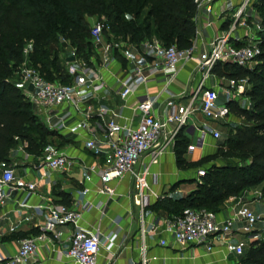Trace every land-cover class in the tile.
<instances>
[{
    "label": "built area",
    "instance_id": "built-area-1",
    "mask_svg": "<svg viewBox=\"0 0 264 264\" xmlns=\"http://www.w3.org/2000/svg\"><path fill=\"white\" fill-rule=\"evenodd\" d=\"M193 1L197 9L196 29L189 48L179 49L175 44L164 45L153 38L139 44L143 50V64L136 63L131 55L126 56L132 64L127 65L121 78L116 79L115 92L123 100L124 105L138 116L135 126L115 121L114 117L119 116L120 113L106 104L90 102L97 97L98 91L104 89V81L95 61L88 64L74 61L69 68L71 82L62 84L45 79L37 68L30 65L28 56L32 50V41L24 45L22 51L24 59L19 67V78L21 83L28 82L32 87L23 88L22 92L34 106L37 116L46 127L57 132L67 128L66 121L71 116L77 118L80 116V121L88 126L91 133V137L84 141V148L89 150L93 157L102 158V162L86 163L69 156L61 147L47 144L38 156L35 166L41 171V180L45 184L52 185L53 172L71 173L77 169L81 174L79 183L82 187L77 191L76 196L71 197L68 205L49 202L31 206L40 217L37 225L39 233L21 239L13 255L0 256V264H25L36 253L38 241L49 243L60 241L63 236L60 228L64 225L71 227L64 255L74 264H97L101 247L110 250L116 243L121 217L117 215L112 218L109 223L110 230L102 234L99 225L94 229L83 226L82 216L84 212L98 208L102 220L105 217L104 207L107 201L116 194L112 183L126 175L131 179L132 191L129 199L136 210L139 253L137 264H148L150 260L146 244V240L150 237L158 236L155 239L161 246H167L171 240L173 243L185 246L203 244L208 251H211L219 242L226 241L236 233L246 235L253 240L263 236L264 231L255 229V225L259 222L264 223V215L256 216L244 203H237L233 213L221 220L217 218V212L205 208H185L177 215L161 217L151 223L147 221L146 211L152 204L153 196L148 180L151 166L158 162L170 145L174 144L179 131L187 125L192 114L200 111L206 119L218 120L225 117L226 104L229 101H236L240 107L246 109L250 105L247 104L249 99L245 96L250 88L247 78H226L227 84L221 89L226 104L221 106L217 103L219 90L215 87H207L205 80L213 75L212 69L218 63L250 69L256 63L255 58L259 54L258 42L254 43L251 37L243 41V36L238 35L239 28L245 24L238 21V18H242V14H246L256 0H239L234 6V20L225 30L216 34L209 44L199 39L198 18L202 10L212 12L215 0ZM204 25L207 26L208 23L204 22ZM104 29H106L104 23H95L90 29V37L93 48L99 55L100 66L107 68L114 60L111 52L122 53V48L117 43L107 41ZM193 59L197 60L196 67L201 71L202 79L196 92L191 95L189 106H177L171 101H166L162 112H158L155 105L159 100V92L136 95L137 90L142 85H146L151 76L156 75H161L163 78L162 91L176 79L180 65ZM62 106H67L68 109L58 113ZM52 113L58 114L55 121L51 120ZM91 118L95 120L93 125L88 122ZM203 127L199 128L201 136L205 134ZM96 131H100L105 137L106 151L96 143ZM211 134L215 140L220 138V133L216 129H213ZM194 146L196 145L189 144L187 149L192 150ZM26 147L27 142L24 141L17 149L26 152ZM146 156L147 161H142ZM17 174L16 167L12 165L0 170V205L13 192L20 189L16 183ZM204 175L205 169L198 168L196 178L199 180ZM93 185L95 192L104 197V200L99 201L98 204L85 200ZM35 187L36 182H25L21 185V189L26 191V196L20 202V206H28L25 201ZM244 245L243 242H238L229 245V248L237 255H242Z\"/></svg>",
    "mask_w": 264,
    "mask_h": 264
},
{
    "label": "trees",
    "instance_id": "trees-1",
    "mask_svg": "<svg viewBox=\"0 0 264 264\" xmlns=\"http://www.w3.org/2000/svg\"><path fill=\"white\" fill-rule=\"evenodd\" d=\"M257 3H261L257 10L263 30L254 67L218 63L212 69L221 77L247 78L250 88L245 96L250 101L249 108L235 101L226 104L229 112L246 122L229 129L228 137L220 144L225 163L205 170L195 190L176 199L160 197L150 206L159 216L177 215L185 208L218 212L213 205L264 184V0ZM93 14L105 15L108 38L136 45L155 38L164 45L186 49L194 38L197 9L193 0H0V169L11 165V151L24 141L26 151L37 157L47 144H53L48 137L58 138L59 143L54 144L58 147L64 144L56 131L39 121L32 103L17 84L24 45L32 41L30 65L45 79L70 83L72 76L66 66L69 56L59 55V38L69 41L76 54L88 61L93 45L85 16ZM188 144L187 137L179 132L174 146L178 168L189 165L183 159ZM233 158L241 164L231 161ZM200 163L203 161L196 162ZM59 196L58 202L69 204L67 194ZM31 232L39 233L34 229ZM25 235L21 232L19 237ZM242 264H264V240L251 242Z\"/></svg>",
    "mask_w": 264,
    "mask_h": 264
},
{
    "label": "crops",
    "instance_id": "crops-1",
    "mask_svg": "<svg viewBox=\"0 0 264 264\" xmlns=\"http://www.w3.org/2000/svg\"><path fill=\"white\" fill-rule=\"evenodd\" d=\"M239 0H215L213 3L212 12L202 10L198 18L200 24L199 39L201 42L210 43L214 36L225 30L231 23L228 14H232L234 6ZM208 23L207 26L204 25ZM200 49H202L200 47ZM142 48L139 45L128 43L122 48V53L115 51L111 52L114 60L111 61L107 68L101 67L97 62L96 67L99 69L104 81V89L97 92V97L92 99V103H104L120 113L119 116L114 117V120L120 124H130L135 126L138 116L133 111L124 105L123 100L115 92L117 87V78H121L123 71L127 65H131L126 56L131 55L135 58V62L143 64ZM197 60L186 62L180 65L176 79L171 82L162 91L163 78L161 75L151 76L146 85H142L136 92V95L155 94L159 92V100L155 105L158 112H162L166 101H171L177 106H189L191 95L196 92L199 83L202 79V73L196 67ZM177 82L181 83L180 86ZM21 90L24 87L31 89V85L17 82ZM207 87H215L219 90L218 105L226 104L225 96L221 89L226 86V77H221L213 73L205 80ZM23 85L24 87H22ZM199 97V96H198ZM224 100V102H223ZM67 106L59 108L58 113L66 111ZM54 113V112H53ZM52 113L51 120L55 121L58 114ZM82 116V115H81ZM235 116L228 111L225 117L218 120L206 119L200 111H195L179 132H182L188 143L194 146L192 150L186 149L183 154V159L189 163L185 168H178L176 165V156L174 153V144L170 145L166 153L160 156L158 162L151 166V175L148 180L153 192L152 204L160 197H181L191 191L186 189L188 185L186 182H195L192 179L196 178V172L190 168V164L196 163L202 156L212 151L214 145L221 139V131L223 128L230 126V120ZM237 117V116H235ZM79 118V119H78ZM71 116L67 121V128L62 132H57L64 144L61 148L72 157H76L86 163L102 162V158L93 157L89 150L84 148V141L91 137L90 130L84 122H81V117ZM94 119H89V124H94ZM205 125L206 127H203ZM205 129V134L201 136L199 128ZM216 129L220 133V138L215 140L212 137L211 131ZM96 143L106 151L104 143L105 137L100 131H96ZM177 139V138H176ZM203 139V140H202ZM202 140V143L200 142ZM188 144V145H189ZM38 158L32 153L22 152L18 149L12 150L10 153L11 165L17 169L16 183H18L17 191L5 199L4 203L0 205V256L9 257L13 255L18 246L19 241L23 238L19 237L21 232L26 233L25 238L33 235V229L37 231V225L40 217L31 207L36 204H45L49 202L61 201L60 193L67 194L69 200L76 196L77 191L81 189L79 180L81 174L79 170L74 169L71 173L53 172L51 178L52 185L45 184L41 180V171L37 169L33 163L34 159ZM147 156L142 158V161H147ZM36 161V160H35ZM1 170V169H0ZM25 182H36V187L33 193L26 199L25 203L28 206H20V202L25 198L26 191L21 189V185ZM115 186V195L107 201L105 208V217L100 220L98 208L84 212L82 216V225L88 229H94L99 225L101 233L105 234L110 230L109 223L112 218L119 215L121 217L119 226L120 232L116 243L109 250L104 246L101 247L97 258V264H137L139 260L138 241H137V224L135 221L136 210L130 202V193L132 191V183L129 175L124 176L119 181L112 183ZM85 200L93 204H98L99 201L104 200L103 196L95 192L94 185L91 186L90 192L85 196ZM251 201H244L246 206ZM151 204V205H152ZM150 205V206H151ZM236 204L227 206L217 212L218 219H225L231 215L236 207ZM147 208L146 217L148 222L157 221L159 216L151 207ZM248 207V206H247ZM249 208V207H248ZM250 209V208H249ZM63 236L60 241L49 243L47 241H38V248L36 253L29 258L25 264H74L72 260L64 255V250L67 245V236L71 231L69 225H64L60 228ZM237 235V234H234ZM230 237L224 242H219L211 251H208L203 244L199 245H181L173 243L170 240L167 246L158 245L156 237H150L146 240L148 246V256L150 258L148 264H242V255H237L231 251L229 245L236 244L238 241L234 240L235 236ZM243 235V234H240ZM264 235V233H263ZM245 237H247L245 235ZM249 243L253 238H248ZM244 245V252H245Z\"/></svg>",
    "mask_w": 264,
    "mask_h": 264
},
{
    "label": "rangeland",
    "instance_id": "rangeland-1",
    "mask_svg": "<svg viewBox=\"0 0 264 264\" xmlns=\"http://www.w3.org/2000/svg\"><path fill=\"white\" fill-rule=\"evenodd\" d=\"M259 0H256L251 8H249L246 12V14H242V18L239 17L238 18V21H241V22H245V24L243 26H241L239 29V36H243V41H245V39H247V37H251L252 38V41L255 43V42H259L261 36H262V30H263V27H262V24H261V16L257 10L258 6L261 4V3H257ZM233 13L234 11H232V14H228V17L230 18L231 21L234 20V17H233ZM85 20L87 21L88 23V26L91 28L95 23L97 22H102L105 24L106 26V29H104V35L105 37L107 38V41L108 42H111V43H117L119 45L120 48H123L124 45H127L129 42L127 40H123V39H117V40H114L112 39L111 37L108 38L106 36L107 33H109V27L107 26V20H106V17L104 14H93V15H86L85 16ZM251 35V36H249ZM148 40H151V39H148ZM59 49H60V56L63 57L64 55H67V56H73L75 58L74 61L78 62V63H81V62H84V63H89L91 61H95L96 64L97 62H99V55L98 53L96 52V50L93 48V51L91 53V55L88 57V61L87 59H83L81 57H79L76 52H75V48H73L72 46H70L69 44V41H67L66 39L64 38H59ZM73 61V62H74ZM73 62H68V64H66L67 66V69H68V72H69V68L70 66L73 64ZM255 63L253 64V67H254ZM20 77V76H19ZM17 82H20V78L18 79ZM180 86H183L181 83L177 82ZM22 87H24L23 85H21ZM248 87V86H246ZM25 89H27L28 87H24ZM243 98V96H242ZM224 102V100H223ZM236 102V101H235ZM250 102V101H249ZM249 102H247V104H250ZM217 103H218V100H217ZM237 103V102H236ZM244 104V103H243ZM250 106V105H249ZM32 110L33 112H36L34 106L32 105ZM233 120H230L229 122V125L228 127H225L223 128L221 131V139L214 145V147L212 148V151L207 153L206 155L202 156L197 162H200V161H203V163H200V164H196V163H193V164H190V168H192L193 170L191 171L192 173H195L197 171L198 168H203L205 170H208L210 167L212 166H220V165H223L225 163V158L222 156L221 154V149H220V144H222L223 142H225V139L228 137V131L229 129L232 127V126H240L242 124H244L246 121L241 118V117H235L233 116L232 117ZM39 121L41 123H43V121L41 120V118L39 117ZM48 141H52L53 144H58L60 140H58V138L56 137H48L47 138ZM210 156H213L215 158H209ZM209 158V159H208ZM160 159V158H159ZM205 159H208L207 161H204ZM36 160V161H35ZM231 161H233L234 163H237V164H241V162L236 159V158H233L231 159ZM34 165H37V159L35 157L34 159ZM193 181L195 182H186L185 184L188 185L186 187V189H191V191L195 190L197 188V185L199 183L198 179H192ZM263 183H260L258 185H255V186H252L248 189H245L242 191L241 194H239L238 196H232V197H229L228 199L224 200L223 202L219 203V204H216V205H213L214 209L217 210L218 212L220 210H222L223 208L227 207V206H230V205H233V204H236V203H241V202H244V201H251L248 203V207L252 210V212L256 215V216H259V215H264V192H263ZM177 195V194H176ZM176 195H173L171 196L172 199H176ZM258 195L259 198H258ZM255 229L257 230H263L264 231V223L263 222H259V223H256L255 225ZM237 235H234V240H238V241H243L244 244H246L245 246V252H244V256L247 254L250 246H251V243L250 240L247 239V237H245V235H240L239 233H236ZM259 240H264V235L261 236V238H259Z\"/></svg>",
    "mask_w": 264,
    "mask_h": 264
},
{
    "label": "water",
    "instance_id": "water-1",
    "mask_svg": "<svg viewBox=\"0 0 264 264\" xmlns=\"http://www.w3.org/2000/svg\"><path fill=\"white\" fill-rule=\"evenodd\" d=\"M75 58L73 56L67 57V62H73Z\"/></svg>",
    "mask_w": 264,
    "mask_h": 264
}]
</instances>
